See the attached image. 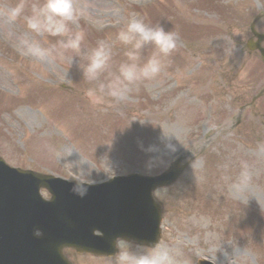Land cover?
I'll list each match as a JSON object with an SVG mask.
<instances>
[{
	"label": "rangeland",
	"instance_id": "1",
	"mask_svg": "<svg viewBox=\"0 0 264 264\" xmlns=\"http://www.w3.org/2000/svg\"><path fill=\"white\" fill-rule=\"evenodd\" d=\"M221 1L216 14L210 0H74L80 19L71 27L85 33L78 56L60 49L59 37L36 35L22 20L0 16V156L11 166L94 180L156 173L176 153L187 154L179 180L156 192L163 206L159 245L171 250L175 264L202 257L264 264V99L231 127L237 106L264 85L262 66L238 52L246 16L264 10V0ZM15 2L0 0V8ZM133 15L176 33V48L161 56L154 78L131 86L122 99L93 105L86 90L107 85L109 76L84 79L88 55L99 42L114 41ZM258 27L264 30V20ZM25 36L54 48L52 56L41 62L19 53ZM155 51L147 46L144 58ZM124 52L114 46L108 72H117ZM69 79L72 85L62 87ZM242 162L252 178L238 191ZM66 255L74 264H114V258Z\"/></svg>",
	"mask_w": 264,
	"mask_h": 264
},
{
	"label": "water",
	"instance_id": "2",
	"mask_svg": "<svg viewBox=\"0 0 264 264\" xmlns=\"http://www.w3.org/2000/svg\"><path fill=\"white\" fill-rule=\"evenodd\" d=\"M0 167V264H69L62 248L113 254L116 238L153 245L160 209L149 193L172 182L181 170L176 163L153 179L131 176L101 186L79 184L87 189L81 197L73 191L78 184ZM41 187L52 194L50 201L38 195ZM35 229L42 236L35 237ZM94 229L102 235L94 236Z\"/></svg>",
	"mask_w": 264,
	"mask_h": 264
},
{
	"label": "clouds",
	"instance_id": "3",
	"mask_svg": "<svg viewBox=\"0 0 264 264\" xmlns=\"http://www.w3.org/2000/svg\"><path fill=\"white\" fill-rule=\"evenodd\" d=\"M0 16L8 23L22 20L27 29L36 35L48 34L59 37L58 46L63 50H71L77 56L83 51L85 33L82 30L73 31L72 25L80 19L79 9L74 0H42L40 3L29 5L28 0H16L15 3L0 8ZM177 35L166 31L161 24L152 25L142 16L133 15L124 27L116 34L114 41H101L88 55V62L83 68L84 79L97 80L102 74L108 73L107 85L101 84L86 90V96L93 105H103L108 98H124L131 86L154 78L162 69L161 56H168L175 48ZM116 44L125 49L126 59L118 66L116 73L108 72L113 59V48ZM156 49L146 59L144 52L147 46ZM21 54L38 61L48 60L54 51L52 47L43 46L38 40L23 37L19 41ZM251 172L247 163L242 162L241 170L234 182V187L243 190L251 181ZM73 191L83 197L87 189L79 184ZM36 236L42 235L36 229ZM118 252L114 264H175L170 249L155 246L136 245L132 250L130 242L118 240Z\"/></svg>",
	"mask_w": 264,
	"mask_h": 264
}]
</instances>
